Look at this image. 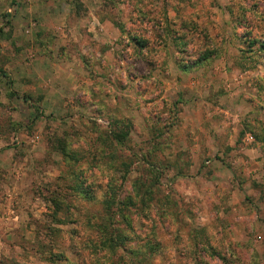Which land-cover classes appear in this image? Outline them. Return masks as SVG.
<instances>
[{"label": "rangeland", "instance_id": "1", "mask_svg": "<svg viewBox=\"0 0 264 264\" xmlns=\"http://www.w3.org/2000/svg\"><path fill=\"white\" fill-rule=\"evenodd\" d=\"M261 46L264 0H0V264H264Z\"/></svg>", "mask_w": 264, "mask_h": 264}, {"label": "crops", "instance_id": "2", "mask_svg": "<svg viewBox=\"0 0 264 264\" xmlns=\"http://www.w3.org/2000/svg\"><path fill=\"white\" fill-rule=\"evenodd\" d=\"M66 6H67L66 7V11H67L66 14L67 15L66 14L64 15L65 16L64 20L66 22L68 21V23H69V16L73 15L72 14V8L70 5L66 4ZM85 9H86V7H84V10ZM85 11H86L85 16L75 15L76 16L75 24H74V28H72L74 33L71 36L72 40L71 39L65 40V42H67V43L64 44V46H65L64 54H66V55L62 56L64 58L63 62H61L62 64H60L58 67L67 66V64L69 65V63H71V62L76 64L77 59H78L77 56L70 54L69 50H68V47L73 42L79 44L78 54H76V55H83L84 53L88 52L87 47L85 49V44H83V42H82L83 37L88 38V40L90 42L97 44L96 49L98 50L100 45L104 44L105 42H108V39H107L109 37L108 34L112 33V31L115 30L113 24L109 20H103V19L99 18L98 16L93 15V13L91 11V7H88ZM80 28H83V29H80ZM101 53H102V49H101ZM54 56L56 57L57 55H54ZM60 56H57V57H60Z\"/></svg>", "mask_w": 264, "mask_h": 264}, {"label": "trees", "instance_id": "3", "mask_svg": "<svg viewBox=\"0 0 264 264\" xmlns=\"http://www.w3.org/2000/svg\"><path fill=\"white\" fill-rule=\"evenodd\" d=\"M7 16L10 17V15L7 14ZM167 32H171V30H167ZM137 43H141L139 40L136 41ZM143 44V43H142ZM261 48H264V46H261ZM206 55V54H205ZM206 60L208 59V57H204L203 59ZM202 60V59H200ZM0 75H5L2 71H0ZM113 140L117 143V144H122L123 141L127 138V134L125 133H113L112 134Z\"/></svg>", "mask_w": 264, "mask_h": 264}]
</instances>
